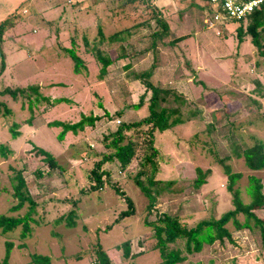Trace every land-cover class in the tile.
<instances>
[{
    "label": "rangeland",
    "instance_id": "374dc122",
    "mask_svg": "<svg viewBox=\"0 0 264 264\" xmlns=\"http://www.w3.org/2000/svg\"><path fill=\"white\" fill-rule=\"evenodd\" d=\"M30 1L21 0V9L7 16L6 26L20 14L21 19L8 30L14 33V43H8L14 45L13 64L5 68L6 77L0 78V91L32 85L44 98L34 100L35 92L28 89L29 105L26 96L0 94V145L6 148L5 155L0 152V214L20 217L28 213L29 231L24 238L18 236L22 226L0 234V260L6 256V264H32L31 254H40L49 258V264H101L102 251L104 264H158L156 238L146 222L165 213L192 227L233 209L220 159L231 172L240 173L232 188H238L242 202L249 201L244 194L249 175L259 179L264 193V170L247 169L232 154L250 144L252 137L264 142V55L245 32V20L228 21L215 29L205 27L198 38L201 45L193 46L194 37H190L188 46H192L187 53L192 55L197 47L201 51L196 59L192 55V62L183 55L168 54L158 42L151 45V28L134 30L124 42L98 41L99 32L105 37L143 21L148 16L141 11L145 0H136L134 6H123L127 0H33L37 10ZM128 7L136 10L120 11ZM149 21L152 27L154 23ZM156 46L161 53H152L150 47ZM71 47L83 62L84 69L78 74L73 73L72 61L63 52ZM0 48L4 54L6 48L1 44ZM90 49L114 58L102 75ZM3 57L7 65L8 53ZM3 65L0 61L2 71ZM10 70L12 76H8ZM149 70L147 78L155 86L174 94H168L169 103L178 101L174 96L185 99L179 106L183 120L154 137L159 152L154 177L173 183L150 207L133 181L143 152L139 150L124 168L114 159L102 157L109 154L102 146L105 135L148 116L150 90L142 74ZM90 115L99 117L93 125L84 123L82 129L57 139L61 128L53 122L75 123ZM139 136L141 140L143 135ZM38 148L50 153L56 166L49 167ZM98 163L104 172L103 186L88 192L91 171ZM196 167L208 172L198 187L193 186ZM16 171L34 204L29 208L24 202L7 213L16 203L10 184ZM140 179L145 182L144 175ZM126 198L133 212L115 221L128 209ZM71 209L74 224L68 226L65 218ZM251 211L264 220V209ZM235 219L242 222L243 213ZM251 225V229L236 228L228 220L223 225L228 236L203 244L199 252H186L181 239L168 247L180 250L184 257L177 264H264V224L252 221ZM6 241L11 243L7 255ZM124 241L128 242L127 257L121 255ZM131 245L139 246L140 254L132 255Z\"/></svg>",
    "mask_w": 264,
    "mask_h": 264
},
{
    "label": "trees",
    "instance_id": "16d2710c",
    "mask_svg": "<svg viewBox=\"0 0 264 264\" xmlns=\"http://www.w3.org/2000/svg\"><path fill=\"white\" fill-rule=\"evenodd\" d=\"M136 0H127V2H123V6L129 5L134 6ZM146 3L141 8L146 15H148L143 21L132 22L129 26H125L117 32H114L108 36H103L101 32H99L98 41L101 43L102 40L108 42L120 40L122 42L125 41L126 36L128 37L131 32L138 29L143 28H151V43H154L155 38L163 39L164 30H166L163 22L160 21L157 17L153 9L147 0ZM125 10L122 8L121 12L128 11L131 13L136 8L128 7ZM125 10V11H124ZM113 17V16H112ZM117 20L120 17H114ZM113 18V19H114ZM151 20L154 25L150 27ZM245 20V32L250 36L251 43L259 49V54L264 55V4H262L259 8L253 10L251 13L246 15L244 18L237 20L243 21ZM5 20L0 21V40L2 30L6 26ZM231 22V21H229ZM227 22V23H229ZM223 25V24H222ZM219 33V30H217ZM124 33V35H123ZM237 33L240 34V28L237 30ZM154 37V38H153ZM103 41V42H104ZM73 44V40H71V46ZM91 50V49H90ZM94 58L97 63L100 65L99 73L101 75L105 72V68L107 65L113 62V57L104 56L106 54H102L99 50L93 49ZM63 52L70 58L72 61V71L75 74L81 72L84 69L83 62L79 58V56L75 53L74 49L71 48H63ZM121 55V54H120ZM118 55V56H120ZM0 61H1V53H0ZM2 69H0L1 72ZM193 70V69H191ZM150 74V70L143 73L142 75L146 76V86L149 87L150 96H149V104H148V116L144 117L140 121L133 122L131 124H122L115 128L113 132L108 133L102 138V146L109 150L108 155H103V160H111L114 159L120 168H124L132 158L137 156V152L140 150L143 152V156H139V169L134 175L133 181L134 184L139 188L141 193L148 200V207L152 206L154 199L161 193L163 189H167V185H171L173 180L162 181L159 179H155L154 173L157 170V156L159 154L157 148L154 146V140L157 133H163L167 131L172 126L176 125L181 119L180 114V104L184 102V98L174 96L172 104L169 103V95L172 94L168 89L161 88L159 86H155L149 78H147ZM201 83V82H200ZM203 85V84H201ZM35 92L34 100H37L38 97L44 99L39 96L37 92L36 86L29 85L25 88H15L9 89L4 88L0 91V94H9L12 98H16L17 93L20 96L28 97V104H31V100L29 98L30 92ZM39 98V99H40ZM164 103V104H162ZM0 105L1 102H0ZM138 104L135 105V107ZM186 119H189V116H185ZM95 115L90 116H81L80 119L75 123H63L60 121H55L52 123L53 126H59L61 130L57 133L56 137L58 140H62L65 132L71 131L75 132L76 129H82L84 123L91 126L93 122L98 119ZM15 133H12L14 135ZM142 134L141 140H139V135ZM5 147L0 145V152L2 155H5ZM37 152L44 156V159L47 162L49 167L56 166V160L54 157L42 150L41 148L37 149ZM146 152V153H145ZM232 154L236 158H240L243 165L250 170H264V142L258 138L252 137V142L244 147H240L238 151L233 150ZM222 164L223 174L226 176L227 190L231 193V202L233 204V209L227 210L221 216L215 220L208 221H200L195 226L185 227L183 224L179 222V219L176 216H172L169 214H160L155 221L146 222V225L150 226L153 229L154 236L156 238V242L154 248L157 250L159 254V262L158 264H177L180 263L184 259L183 256L180 255V250L169 248L168 244L174 242L177 239L183 240L184 250L188 253L199 252L202 248V245L211 244L214 240L220 239L222 236H228V232L223 228V225L228 221L232 220L236 228H252L251 222L253 221L255 224H264V220H260L253 213L252 209H264V193L262 192L261 185L259 183V179L254 175H249L247 177V183L244 187V194L249 198L247 203L242 202L239 197L238 188L233 189L232 185L236 182V180L240 177V173L231 172L228 165L223 163V160H217ZM100 163L96 164V169L91 171V184L88 186L87 191H95L100 189L103 186L102 172L99 170ZM147 174L145 173V170ZM196 177L193 180V186L198 187L200 184L204 183L205 176L208 173L207 171H202L200 168L196 167ZM145 176V182L141 179L139 180V176ZM12 195L16 199V203L10 206L7 213L18 210L24 202L28 203L29 208L34 204L33 200L26 193L25 190V182L19 171H16L12 176L11 181ZM83 191V190H82ZM117 193H120L117 188H115ZM127 206L128 209L120 212L119 217L115 220L130 215L133 212L132 204L128 198ZM74 210H69L67 213V217L65 221L68 226H72L74 223L72 218L74 217ZM238 213H243L244 219L242 222H238L235 219V216ZM29 214L25 213L23 216H9L5 214H0V234L6 235L7 233L12 232L17 226H22V231L18 236L21 238L27 237L28 235V223ZM6 245V255L8 254L11 243L9 241L5 242ZM122 251L121 255L123 257H127L128 255V242H122ZM99 258L101 264H104L106 261V257L104 253L99 252ZM30 263L32 264H49V258L45 255L40 254H31ZM0 264H6V256L4 259L0 260Z\"/></svg>",
    "mask_w": 264,
    "mask_h": 264
},
{
    "label": "crops",
    "instance_id": "0c3cea01",
    "mask_svg": "<svg viewBox=\"0 0 264 264\" xmlns=\"http://www.w3.org/2000/svg\"><path fill=\"white\" fill-rule=\"evenodd\" d=\"M147 1L150 4L153 11L155 12L156 17L163 22V25H165L166 28V30L163 31L164 32L163 39L155 38L154 43L158 42L159 46H162V48L167 49L166 51L168 52V54H171L173 56L183 55L186 58L190 59V61L192 62L195 61L194 58L196 59V55L197 58L198 56L200 57L199 54L201 51L198 47L193 49V52L195 51L192 54L193 56H195L194 58L192 55H189L187 53V50L192 46V45L188 46L189 38L194 37L193 46L201 45V41H198V38L202 36V33H205L204 30H207L203 24V19L206 18V9H204L205 0H147ZM6 3L9 5L7 6L5 4V0L4 2H2V7L0 9V21L7 18L8 14H12L21 9L19 8L21 4V0H8V2ZM34 3L35 1L33 0L30 1V5L33 7V9L36 8L37 10V7ZM17 8L19 9L16 10ZM20 19H21V14L17 17V19H13L11 25L6 26L1 34L0 44L4 48H6V51L4 50V54L1 51V65L2 62L4 65H6L5 64L6 57L2 58V55H7L8 53L7 65L6 66L3 65V71L1 70L0 72V78L2 79H4L7 75V74L3 75L6 72L7 67H11V65L13 64L12 63L13 59L10 57V55L14 50V45H8V43L9 42L10 44L14 43L13 42L14 33L10 34L8 30L16 26L15 24H17L18 20ZM154 43L153 44L151 43V45H154ZM150 48L153 54L161 53L160 52L161 49L158 46H156V49L158 51L155 48L154 49H152V47ZM10 72L11 70L8 72V76H12ZM84 75L85 74H83V77H85ZM138 247L139 246L136 247L132 246V250H133V252H131L132 255H134L139 251H142L139 250ZM136 248L138 249L137 251ZM6 263H7V259H6Z\"/></svg>",
    "mask_w": 264,
    "mask_h": 264
},
{
    "label": "built area",
    "instance_id": "2783aa9c",
    "mask_svg": "<svg viewBox=\"0 0 264 264\" xmlns=\"http://www.w3.org/2000/svg\"><path fill=\"white\" fill-rule=\"evenodd\" d=\"M208 8L204 27L215 29L228 21H237L244 18L253 10L264 4V0H206ZM218 34V31H216Z\"/></svg>",
    "mask_w": 264,
    "mask_h": 264
}]
</instances>
